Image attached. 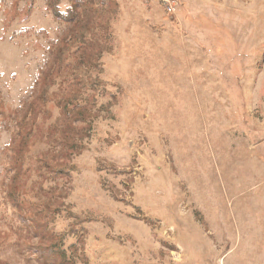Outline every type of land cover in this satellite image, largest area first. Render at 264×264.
I'll list each match as a JSON object with an SVG mask.
<instances>
[{"label": "rangeland", "instance_id": "374dc122", "mask_svg": "<svg viewBox=\"0 0 264 264\" xmlns=\"http://www.w3.org/2000/svg\"><path fill=\"white\" fill-rule=\"evenodd\" d=\"M170 1L0 0V264H264V0Z\"/></svg>", "mask_w": 264, "mask_h": 264}, {"label": "built area", "instance_id": "2783aa9c", "mask_svg": "<svg viewBox=\"0 0 264 264\" xmlns=\"http://www.w3.org/2000/svg\"><path fill=\"white\" fill-rule=\"evenodd\" d=\"M164 3H165V8L168 12H171L173 10V7H172V2L170 0H164Z\"/></svg>", "mask_w": 264, "mask_h": 264}, {"label": "trees", "instance_id": "16d2710c", "mask_svg": "<svg viewBox=\"0 0 264 264\" xmlns=\"http://www.w3.org/2000/svg\"><path fill=\"white\" fill-rule=\"evenodd\" d=\"M57 15H58V13H57ZM58 16H60V15H58Z\"/></svg>", "mask_w": 264, "mask_h": 264}]
</instances>
